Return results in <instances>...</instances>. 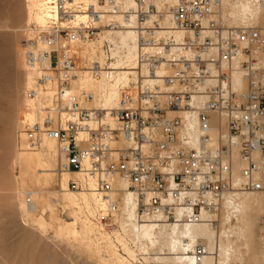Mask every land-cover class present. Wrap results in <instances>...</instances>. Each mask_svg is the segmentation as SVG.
<instances>
[{
    "label": "built area",
    "instance_id": "2783aa9c",
    "mask_svg": "<svg viewBox=\"0 0 264 264\" xmlns=\"http://www.w3.org/2000/svg\"><path fill=\"white\" fill-rule=\"evenodd\" d=\"M255 2L263 11L264 0ZM43 3L45 48L37 39L26 51L35 78L24 112L37 117L24 113L19 135L30 150L45 137L58 142L60 171L79 175L69 188L107 201L96 221L118 228L113 195L125 189L136 195L137 222L157 228L217 226L227 198L264 192V24H225L222 0ZM166 21L173 34L162 33ZM125 29L136 36L137 80L120 88L115 108L93 106L95 91L72 89L85 67L77 66L76 44ZM102 48L106 62L115 60L119 44L105 40ZM101 67L93 63L91 74ZM261 224L264 235V215ZM129 247L131 254L118 244L130 264H165L166 254L134 241ZM208 253L197 243L191 257L202 264Z\"/></svg>",
    "mask_w": 264,
    "mask_h": 264
},
{
    "label": "bare ground",
    "instance_id": "6f19581e",
    "mask_svg": "<svg viewBox=\"0 0 264 264\" xmlns=\"http://www.w3.org/2000/svg\"><path fill=\"white\" fill-rule=\"evenodd\" d=\"M26 1L28 2L30 21L41 29L38 31L39 33L47 31L50 27V13L45 10L43 0ZM157 6L163 9L158 1ZM165 9L169 10V8ZM77 15L78 20H84V14ZM165 16H167V20L169 14ZM221 16L227 25L264 24V10L262 11L258 7L255 0H222ZM165 24L167 29L162 33L173 34L170 24L167 21ZM105 40L119 44V49L113 52L115 60L111 63L106 62L102 49ZM38 46L45 48L41 39H38ZM78 48L85 67L78 69L77 78L72 82V89L77 91L92 89L96 92L97 97L91 105L107 109L115 108L118 105L120 88L129 86L131 82L137 80L136 69L139 67L135 32L131 29L118 32L104 31L98 43L91 39L84 40L76 44V49L78 50ZM22 61L24 63L22 67H26L28 70L23 57ZM96 62L102 66L98 77L92 75L89 69ZM27 75V87L30 88L34 84L35 73L28 70ZM24 113L31 121L37 117L35 112ZM45 143L48 144L50 152L44 153L39 150L30 151L27 149L16 156L23 181L40 184L48 183L53 179L55 173L52 159L58 161L59 145L56 140L47 137L43 139L42 146ZM22 146L26 148L24 143ZM55 146L57 148L53 152V156L52 151L55 150ZM241 165L240 160L236 159V172L241 168ZM70 176L79 177L76 173H62L61 190L56 195L59 202H62L65 207H69L73 221L61 220L56 215V207L52 204L53 200L50 203L48 199L49 193L43 194L41 197L31 193L32 204L28 207L25 202V210L41 229H47L51 225L43 216L38 217L32 212L34 209L49 210L52 219L58 223L57 226L52 224L56 227L51 226L55 235L63 240L74 238L80 243L81 250L86 254L97 256L105 251L114 259V262L116 261V264H130L119 253L116 241L123 246L128 254L132 253L129 241H134L159 254H166L165 264H195L191 257V251L197 243H202L209 251L202 264H244L245 261H248V264H264V236L259 235V222L264 213V192L246 193L240 195L235 201L227 198L223 203L217 226L211 223H201L157 228L151 222L143 224L137 222L136 195L131 190L125 189V191L113 195L118 206L114 214L115 221H119L120 225L111 233L106 231L104 224L92 220L93 216L96 218L98 210H107V201L93 193L70 189ZM119 184L126 188L124 182L119 181ZM78 224H81V229L78 228Z\"/></svg>",
    "mask_w": 264,
    "mask_h": 264
},
{
    "label": "rangeland",
    "instance_id": "374dc122",
    "mask_svg": "<svg viewBox=\"0 0 264 264\" xmlns=\"http://www.w3.org/2000/svg\"><path fill=\"white\" fill-rule=\"evenodd\" d=\"M27 7L26 0H0V264H116L105 251L97 256L86 254L74 238L63 240L57 237L53 227L58 223L52 219L49 210L34 209L32 212L38 217L43 216L51 226L56 225L47 229L36 225L25 210L28 195L32 193L41 197L49 193L48 199L50 203L53 200L56 215L64 221L74 220L69 207L59 202L56 195L61 190L63 173L60 171V158L58 157V161L52 159L55 173L53 179L40 184L23 181L16 162V156L27 151L22 146L23 140L19 135L28 88V70L22 67V57L26 64L25 56L30 42L37 40L41 34L38 32L41 29L30 21ZM91 40L98 43L100 36ZM77 66H83V58L77 60ZM56 148L57 146L52 155ZM38 150L50 152L47 143L30 151ZM72 178L75 177L70 176ZM27 206L30 207L28 204ZM263 215L264 213L261 218ZM92 220L95 221L94 216ZM115 222L119 228V221ZM259 227V235H263L261 221ZM78 228L81 229V224H78ZM115 228H107L106 231L112 233ZM116 244L118 249L117 241ZM119 253L122 254L121 251ZM247 262L244 264H248Z\"/></svg>",
    "mask_w": 264,
    "mask_h": 264
}]
</instances>
